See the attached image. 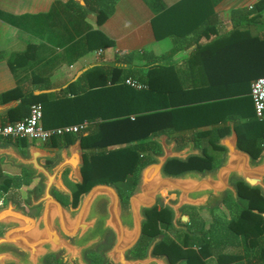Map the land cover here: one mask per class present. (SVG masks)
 <instances>
[{"label": "crops", "instance_id": "1", "mask_svg": "<svg viewBox=\"0 0 264 264\" xmlns=\"http://www.w3.org/2000/svg\"><path fill=\"white\" fill-rule=\"evenodd\" d=\"M68 2L0 0V94L16 86L25 94H45L43 98L49 105L43 109L41 125L44 128L71 125L68 120L78 119V89L87 87L90 81L97 83L98 74L94 68L100 66L108 76L115 64L122 65L125 70L135 69L134 76L124 71L122 79L138 78L146 84L139 77L147 72L149 64H155L154 84L160 90L154 96L155 109L175 107L185 99L188 102L194 99L203 103L223 102L222 95L228 89L233 90L239 81L248 79L250 86L254 79L264 76V0H114L111 13L101 24L97 23L94 13L87 11L82 15ZM119 56H123L121 62H118ZM89 70L90 74H85ZM122 79L116 83L126 85ZM107 85L112 82L107 81ZM211 87L214 98L206 101L211 98L208 97ZM249 89L234 94L237 101L231 105L236 110L235 120L168 133L196 135L216 126L222 131L228 125L226 134L232 121L237 128V142L239 137L242 146H245L246 136L250 139L246 143L248 147L260 143L259 157L264 153V117L255 116ZM97 95L90 92L92 103L100 100ZM62 98L68 103L70 99L76 98V101L62 104ZM84 121L88 125L83 135L95 125L93 121ZM66 135L72 142L62 145L63 135L56 139L57 145L52 139L36 140L40 143L32 144L57 152L78 138ZM7 143L0 139V145ZM17 146L20 150L22 145ZM112 148L114 146L108 147ZM89 152V148L82 147L83 156ZM11 169L14 173L7 171L12 172ZM16 169H20L19 173ZM0 171V177H5L0 188L5 180L17 177L25 181L21 188L26 191L38 182V178H29V170L12 165L3 157H0ZM225 197L228 200L225 208L230 209V213L225 210V226L221 229V241H218L219 249L223 247L225 254H220L216 260L214 254L208 257L214 264H257L253 255L254 237L248 233L239 234L237 239H230H234V244H228L227 237L223 236L228 221L240 210L229 205L232 200L229 194ZM235 203L242 206L246 201L238 197ZM207 214L203 211L201 216L210 222Z\"/></svg>", "mask_w": 264, "mask_h": 264}, {"label": "water", "instance_id": "2", "mask_svg": "<svg viewBox=\"0 0 264 264\" xmlns=\"http://www.w3.org/2000/svg\"><path fill=\"white\" fill-rule=\"evenodd\" d=\"M86 7L84 0H74ZM20 99L0 103V114L20 104ZM87 133H84L86 135ZM160 150L151 152L152 161L141 169L139 180L129 196V207L122 204L114 185L96 183L82 194L76 209L63 205L53 194V189L70 195L61 175L68 170L67 178L75 183L83 181L81 168L84 164L81 137L74 143L50 152L28 143L20 151L15 143L0 145V157L16 167L30 171L29 178H38L41 190H27V201L19 204L11 198L0 202V264H46L48 256H54L63 264H90L86 253L106 241L108 232L114 239L103 252L104 259L111 264H179L170 263L164 254L154 253L161 239H151L142 256H128L138 243L146 221L144 209L153 208L159 200L172 213L176 222L182 206L213 208L218 206L228 193L238 201L236 182L258 189L264 197V153L254 159L237 146L234 123L229 131L216 140L224 149L222 160L211 170H186L180 174H169L164 166L170 160L186 161L190 156H201L202 151L193 141L177 149L175 141L168 140L165 133L154 137ZM43 160H50L46 164ZM5 177H0V185ZM175 194L170 199L169 194ZM38 208L36 213L30 209ZM264 218V211L258 212ZM187 217L183 216L185 221Z\"/></svg>", "mask_w": 264, "mask_h": 264}, {"label": "trees", "instance_id": "3", "mask_svg": "<svg viewBox=\"0 0 264 264\" xmlns=\"http://www.w3.org/2000/svg\"><path fill=\"white\" fill-rule=\"evenodd\" d=\"M86 9H83L79 5L69 0L70 5L76 7L78 12L82 15L89 11L96 15V21L101 24L106 17L111 13L113 9L114 0H84ZM68 2V3H69ZM123 60V56H119V61ZM11 64V63H10ZM13 67V66H12ZM147 72L140 75V79L144 81L148 88L146 90H134L126 85L118 84L116 81L122 79L121 74L127 71L126 74L135 75V69L125 70L122 65L115 64L112 66L111 75L108 76L101 66L94 68L97 79V83L89 82L87 87L81 86L78 89V119L73 121L68 120L69 124L80 123L84 120L93 121L94 127L88 130L87 135L79 134L81 137L82 147L89 148L90 152L85 153L84 165L81 169L83 175V182L80 185H76L73 190V203L78 200V192L83 191L91 187L92 185L105 182L114 183L120 187L128 188L127 174L132 173L140 164L148 161L147 152L145 151L149 144H146L147 140L162 133H168L171 130L184 131L194 129L199 126L217 124L219 121L235 120L236 114L235 107H232V103L235 99L234 94H240L250 88L248 79L239 81L235 85L233 90L225 92L221 100L223 102L203 103L199 99L193 101L181 100L175 107L165 106L163 109H155L153 101L155 93L160 91L155 87V64H149ZM91 70L86 71L85 74H90ZM137 72V71H136ZM255 74H259L255 72ZM253 74V76H255ZM263 74V73H260ZM248 76V75H247ZM85 77V76H83ZM82 77V78H83ZM107 81L112 82V85H107ZM99 84V85H98ZM96 86V87H95ZM250 90V89H249ZM90 92L97 93L100 100L95 103L89 99ZM45 94L35 95L33 92L25 94L22 92L21 87L16 86L0 94V102L4 103L11 99H21L20 104L15 108L10 109L5 115L0 114V122H14L29 113V106L34 102H40L43 109L49 105L46 103L43 96ZM212 93V87L210 88L209 96L211 98L205 99L211 101L214 98ZM62 104H71L76 101L70 99V102L63 100ZM251 99V98H250ZM39 100V101H38ZM73 105V104H72ZM167 105V104H166ZM218 107L220 111L218 112ZM130 114H133L131 116ZM215 114V116H214ZM238 123H236V126ZM219 131V128H212L205 132L210 136V143L218 148L214 143L216 139L228 130ZM237 129V128H236ZM70 135V134H69ZM262 135V133H260ZM57 138H51L54 140L53 144L57 145ZM263 138V137H262ZM50 139V140H51ZM261 139V138H260ZM5 142L15 143L16 145L25 146L26 142L24 138H6ZM64 140L72 142V138L68 135L64 136ZM249 137L246 136L243 139L245 146L249 142ZM238 144L244 150H247L256 159L262 147L259 145L250 148L241 145V141L238 137ZM255 144V141H254ZM114 146L112 149L108 147ZM145 153V154H144ZM212 158L211 155L207 156ZM172 164L180 165L179 171L188 167L202 168L207 166L206 159L191 158L188 162H180L176 160H170ZM206 164V165H205ZM1 174V171H0ZM13 183L16 187L19 186L15 180L7 179L2 185L1 189L6 190L10 184ZM131 183V182H130ZM26 184H29L26 182ZM132 185V184H131ZM238 193L240 200L246 201V204L242 206L231 201L235 208L240 209L238 214L231 218L227 223V232L223 233L226 242L228 244H234V239H237L239 234L248 233L254 237L256 248L253 255L257 264H264V218L253 210L258 212L264 211V197L260 194L258 189L249 188L242 182L237 183ZM169 222V212L165 211L163 214L156 210L148 212L147 221L143 227L142 239L135 249L137 254H142L145 250L148 242L156 236L160 229L158 224L166 226ZM212 233L208 238L200 239L196 237H190L189 241L199 246L201 256L207 257L213 253L217 255L225 254L222 252V248L211 249L213 243ZM236 236V237H235ZM189 244V242L184 243ZM154 253L164 254L171 262H175L180 258H186V264H203L204 261L197 253L189 250H183L180 247L172 246L165 241L156 245ZM252 262H249L251 264Z\"/></svg>", "mask_w": 264, "mask_h": 264}, {"label": "flooded vegetation", "instance_id": "4", "mask_svg": "<svg viewBox=\"0 0 264 264\" xmlns=\"http://www.w3.org/2000/svg\"><path fill=\"white\" fill-rule=\"evenodd\" d=\"M83 131H80L78 133H74L71 136H75V135L78 136L79 134H82ZM166 134L168 136V140L175 141V145H176L177 149H181V148L185 147L189 141H193L194 146L202 151L201 156H190L186 161H181V160H176V161L186 163L191 158H201V159L203 158V159H206V164H207V166H203L200 169L192 168L194 165L193 164L192 167H188L184 170L179 171L180 165L172 164V163H170L172 161H168L167 164L164 166V171L166 173L176 175V174H180V173H182L186 170H190V169L199 170V171L211 170V169L216 168L217 165L222 160V157L224 155V149L220 146H218V148L214 147L210 143V136L208 134L200 133V134H196V135H194V134L191 135V134L186 133V132H178V133H174V134L166 133ZM216 140L214 141L215 144H216ZM67 143H68L67 141H64V142H62V145L67 144ZM145 143L149 144V147L146 146L147 149L145 150L147 152V156H149V158H147L148 161H146L143 164H140L136 169H134L132 171V173L127 174L128 175L127 180H128V185H129L128 188L120 187L114 183H109V184H112L116 187L118 196H119L121 204H122V209L124 211L127 210L129 207L128 200H129L130 194L134 190H136V186H137V183L139 180L140 169L146 163L152 161V157L150 156L151 152L158 153L160 150V147H159L158 143H156L154 137L147 140V142H145ZM237 146L239 147L238 142H237ZM19 147H20V150L23 152L24 146H19ZM52 148L56 149L57 147L52 146ZM209 155H211V157L212 156L213 157L212 158L207 157ZM252 157H253V155H252ZM45 163L49 164V163H51V161L46 160ZM82 177H83V175H82ZM61 178H62V182L64 183V185L66 186V188L70 192V195H65V194H63V193H61L55 189H53V194H54L55 198L57 200H59L63 205L70 206L71 208L76 209L80 203V199H81L82 194H84L90 187L86 190L78 192V200L74 204L73 203V190H74L76 185H80V184L74 183V182L68 180L67 171L66 172L64 171L62 173ZM101 183H105V182H101ZM237 183L238 182H236V184ZM13 187H15V186L13 185V183H11L10 186L6 190H2L0 188L2 190V192L0 193V196L3 197L4 201L6 199L11 198L12 200L16 201L17 203L23 204V202L20 201L21 198H17L14 195H11L10 191H8V190L13 189ZM226 194H228V193H226ZM174 196H175L174 193L169 194L170 199H174ZM226 201H228L227 197H224L222 199L221 203L218 206L213 207V208H196V207H191V206H182L180 208V214H179V217L177 218L176 222L172 221L171 211L164 204H161L159 200L154 204L153 208H151V209L145 208L144 214L147 218L148 212H151V210L152 211L156 210L157 212H161L162 214L165 211L169 212V222L167 223V225L162 226L161 224H158V228L160 229V232L157 235H161V239L158 242V244L162 241H165L166 243H169L172 246L180 247L183 250L189 251L191 249V251H194L193 249H195L197 251V254L199 256H201V253L199 251V246L195 243L190 244L189 238L190 237H196V236L200 239L208 238V236H210L212 233L213 243H212L211 247H213L214 252L217 249H219L218 241L219 240L221 241V235H222L221 229L225 226V221H226V211H225V207H224L225 205L228 206V203ZM231 201H233V200L230 199V202ZM230 204L231 203H229V205ZM232 207H234V206L232 205ZM203 211L208 212L207 215L210 219L209 225L207 227L205 226V224H206V222H208V220L206 218H204L203 216H201V212H203ZM183 216L187 217L185 221L182 220ZM146 221H147V219H146ZM146 221L143 222L142 234L140 236V239H139L137 245L132 250H130L128 256L137 257V256L144 255L146 247L148 246L149 242H151V240L148 242V244L146 245L145 250L142 254H137L135 252V249L137 248V246L139 245V243L142 239L143 227H144V224L146 223ZM169 231H170V233H169ZM107 239L108 240L114 239V233L112 231L108 232V234L106 236V240ZM186 242H189V244L187 243L185 245L184 243H186ZM86 254L88 256L91 253H89V254L86 253ZM207 257L201 256V258L204 261L203 264H206L208 258H210V257H208V258ZM49 258H55V257L54 256H48L46 260L48 261ZM213 258H214V260H216L218 257L216 254H214ZM176 261H180L179 264H186V258H180ZM169 262L175 263V262H171L170 260H169ZM108 264H111V263L109 262Z\"/></svg>", "mask_w": 264, "mask_h": 264}, {"label": "built area", "instance_id": "5", "mask_svg": "<svg viewBox=\"0 0 264 264\" xmlns=\"http://www.w3.org/2000/svg\"><path fill=\"white\" fill-rule=\"evenodd\" d=\"M122 83L135 88L143 89L147 85L138 78L125 77ZM249 95L253 103V109L257 118L264 117V76L258 77L251 82ZM43 107L40 102H34L29 106V114L14 122H0V139L24 138L49 141L53 137L74 134L86 129L88 123L83 121L78 124L64 125L59 127L44 128L41 125ZM0 197V202H3Z\"/></svg>", "mask_w": 264, "mask_h": 264}, {"label": "rangeland", "instance_id": "6", "mask_svg": "<svg viewBox=\"0 0 264 264\" xmlns=\"http://www.w3.org/2000/svg\"><path fill=\"white\" fill-rule=\"evenodd\" d=\"M24 141L26 142V144H28V143H40L39 141H36L35 139H31V138H28V137H24ZM12 170V169H11ZM17 171L18 170H20V169H16ZM9 173H14L13 171L14 170H12V172L11 171H9V170H7ZM18 173H19V171H18ZM15 181L16 182H18V183H20V185L19 186H15V187H13V189H11V190H8V191H10V194L11 195H14L15 197H17V198H21V200L20 201H22V202H25V201H27V191L26 190H24L23 188H21L22 187V185H23V183L25 182L24 180H22V179H20L19 177H17L16 179H15ZM40 188V186L38 185V183L36 182V184H34V186H33V189H34V191H35V193L36 194H38L39 192H40V190H41V188ZM21 189H23V191L21 190ZM39 189V190H38ZM20 190H21V192H20ZM2 192V190L0 189V193ZM22 204V203H21ZM224 207H226V205L224 206ZM228 210V212L230 213V209H228V208H225V210ZM38 211V208H34V209H30L29 210V212L30 213H36ZM202 213V212H201ZM230 216H232V214H230ZM209 225V221L208 222H206V224H205V226L207 227ZM0 231H1V228H0ZM169 233H170V231H169ZM109 236V235H108ZM112 242V240H106V241H104V242H101L100 244H98L95 248H93L92 250H90V251H88L87 253L89 254V253H91L90 255H88L87 256V254H86V258L90 261V264H108L109 263V261H107L106 262V260L104 259V255H103V252L105 251V249H107L108 248V246L110 245V243ZM46 264H63L62 262H61V260H59V259H56V258H49L48 259V261L46 260ZM206 264H214V260H211V258H209L208 260H207V262H206ZM216 264V263H215Z\"/></svg>", "mask_w": 264, "mask_h": 264}]
</instances>
